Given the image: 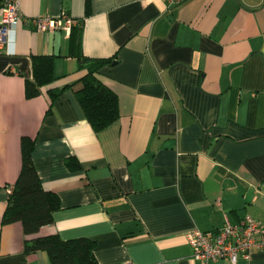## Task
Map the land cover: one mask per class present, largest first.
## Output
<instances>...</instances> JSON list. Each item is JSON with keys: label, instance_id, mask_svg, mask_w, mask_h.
Here are the masks:
<instances>
[{"label": "crops", "instance_id": "0c3cea01", "mask_svg": "<svg viewBox=\"0 0 264 264\" xmlns=\"http://www.w3.org/2000/svg\"><path fill=\"white\" fill-rule=\"evenodd\" d=\"M14 1L16 41L0 49V264H52L44 252L23 255L19 223L1 225L23 137L61 204L36 236L90 239L99 264H201L187 232L246 215L264 226V0ZM64 14L83 20L85 57L114 61L97 78L119 118L100 132L75 96L86 70L70 34L30 24ZM32 55L56 56L54 80L27 99ZM49 90H62L50 111ZM236 264H264V252Z\"/></svg>", "mask_w": 264, "mask_h": 264}, {"label": "trees", "instance_id": "16d2710c", "mask_svg": "<svg viewBox=\"0 0 264 264\" xmlns=\"http://www.w3.org/2000/svg\"><path fill=\"white\" fill-rule=\"evenodd\" d=\"M89 1L85 15L88 16ZM83 20L77 21L69 35L70 53L77 59L80 69L86 74L80 80L81 88L75 92L76 99L84 115L95 132H100L119 118L117 96L97 78L99 71L114 61L108 59H90L82 53ZM53 55H32V81L25 82V97L32 99L40 90L54 80ZM62 90H49L51 110ZM35 140L23 137L20 143L21 168L7 199V206L1 218V225L19 223L24 236L23 255L25 257L38 252L47 254L52 264H99L95 256L96 243L87 238L63 240L57 234L36 236L40 229L53 223V214L61 208L57 194L44 189L32 160ZM71 171L80 169L74 157L66 159Z\"/></svg>", "mask_w": 264, "mask_h": 264}, {"label": "built area", "instance_id": "2783aa9c", "mask_svg": "<svg viewBox=\"0 0 264 264\" xmlns=\"http://www.w3.org/2000/svg\"><path fill=\"white\" fill-rule=\"evenodd\" d=\"M168 8L181 6L188 0H163ZM19 4L14 0L0 1V49L10 53L8 47L14 45L21 19ZM30 24L38 32L62 30L70 33L77 20L65 14L56 18L36 17ZM187 245L193 252V260L201 264L227 261L236 264L240 259L248 260L254 252H264V226L249 215L236 223L225 220L222 227L201 231L194 229L185 234Z\"/></svg>", "mask_w": 264, "mask_h": 264}]
</instances>
